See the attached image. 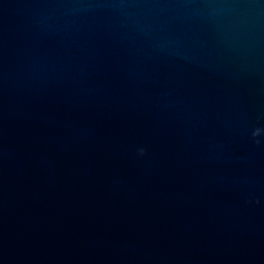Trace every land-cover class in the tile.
<instances>
[{"label":"water","instance_id":"water-1","mask_svg":"<svg viewBox=\"0 0 264 264\" xmlns=\"http://www.w3.org/2000/svg\"><path fill=\"white\" fill-rule=\"evenodd\" d=\"M256 127L264 0H0V264H264Z\"/></svg>","mask_w":264,"mask_h":264},{"label":"clouds","instance_id":"clouds-1","mask_svg":"<svg viewBox=\"0 0 264 264\" xmlns=\"http://www.w3.org/2000/svg\"><path fill=\"white\" fill-rule=\"evenodd\" d=\"M251 138L253 141H255L257 145H259L262 139H264V127L254 128L253 131L251 132ZM137 155L139 157H143L145 155V149L143 147L138 148ZM256 203H259V201H257Z\"/></svg>","mask_w":264,"mask_h":264}]
</instances>
